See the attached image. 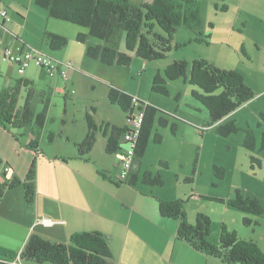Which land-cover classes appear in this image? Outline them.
Returning a JSON list of instances; mask_svg holds the SVG:
<instances>
[{
    "label": "rangeland",
    "instance_id": "obj_1",
    "mask_svg": "<svg viewBox=\"0 0 264 264\" xmlns=\"http://www.w3.org/2000/svg\"><path fill=\"white\" fill-rule=\"evenodd\" d=\"M1 1L11 8L15 20L19 17L18 13L24 12L25 8L32 7L33 15L37 11L46 12L40 9L34 0ZM199 1L202 4L204 20L202 33L209 44L190 42L197 34L180 28L175 34V42L187 44L168 53L163 60L144 63L139 57L133 56V61L128 67H109L89 59L86 53H82L80 56H84V61L82 59V66L78 64V67L82 68H78L79 72L64 82L61 78H52L45 69L34 64L26 69L25 74H20L16 66L0 56V89L14 86L21 78L34 79V114L40 113L48 105L46 123L38 137L40 157L36 163L35 202L28 207L22 187L7 190L0 202V260L14 259L22 262L19 258L20 252L33 233L46 239L67 243L74 232L97 229H105L115 237L110 241V247L118 258L122 248L123 231L121 224L118 222L115 225L112 218L131 213L133 209L128 207L139 208L142 204L140 200H132V197L127 200L128 207L122 208L116 199L111 197V191L102 187L104 181L116 188L132 189L148 201L154 200L155 196H162L166 201L181 199L185 201L190 223H195L198 213L211 218L210 240L213 243H218L221 227L225 224L228 229L235 230L240 238L255 241L264 252V213L257 216L228 205V201L235 198L236 190H240L245 197L257 198L264 208V120L261 118V113L264 112V80L261 77L264 62V0ZM130 2L139 5L143 0ZM215 4H218L219 8L215 7ZM223 5L228 9L222 10ZM53 22L63 24V35L68 40V46L60 51L62 53H54L50 48L47 49L48 47L44 48L46 50L37 51L55 60L69 62L72 60L69 58L71 53L77 52L75 48L86 50L85 45L76 40L78 34L87 33L86 28L56 19H53ZM93 40L103 43L99 39L91 38L92 42ZM120 42L121 51H126L124 39ZM60 56L64 58L61 59ZM196 58L207 59L221 68L236 70L246 75L248 82L254 87L252 88L255 98L231 113L221 123L212 125L207 109L192 95L193 90L199 89L186 83L184 79L169 81L167 96L153 92L152 84L156 74L164 75L166 67L177 60H185L191 64ZM111 87L124 89L156 106L161 111L160 116L170 121L167 127L155 124L144 159L146 171L160 175L164 186H147L142 180H139L135 187L125 184L117 186L115 181L120 169L113 166V157L116 154L106 153V138L99 132L89 161L90 178L88 166L83 170L91 184L88 193L90 203L74 208L70 205L69 195L71 198L72 196L68 187L69 194L63 187L70 183V165L62 162V169L58 171L57 162L73 161L69 152L77 153L74 140L87 131V113L92 114L99 124L102 121H110L120 126L127 123L126 113L117 105L111 104L108 99ZM26 95V91H22L20 105L25 103ZM229 121L236 122L238 132L226 137L220 135V125ZM172 124L177 125L176 133L172 132ZM31 128L32 126L23 129L0 127V147L11 152V164L20 180L26 176L34 153L29 146L35 137ZM248 132L252 133L255 139L254 151L245 147ZM156 133L162 135L163 142H155ZM50 135H53V141L50 140ZM251 157L259 159L261 166L253 165ZM162 162H166L168 167L162 165ZM3 169L4 164L0 162L2 183L8 182ZM220 171L223 172L222 177ZM110 175L115 181L109 180ZM58 181L59 188L54 189ZM110 189L121 195L117 189ZM122 194L127 196L125 191H122ZM245 218L253 222L247 225L244 223ZM153 243L152 250L160 251L179 263L192 259L200 261L198 264H208V259L211 258L197 252L184 240L177 239L176 230L175 233L174 230L172 234L167 233L162 243H155L154 240ZM144 251L150 258H147L144 264H155V251L152 253L145 248ZM135 258L131 259L132 264H143L141 259ZM211 260L213 264H222L216 259ZM113 261H116L115 258Z\"/></svg>",
    "mask_w": 264,
    "mask_h": 264
},
{
    "label": "trees",
    "instance_id": "obj_2",
    "mask_svg": "<svg viewBox=\"0 0 264 264\" xmlns=\"http://www.w3.org/2000/svg\"><path fill=\"white\" fill-rule=\"evenodd\" d=\"M34 2L38 7L46 10L52 19L86 28L87 33L78 34L77 41L86 45V56L89 59L109 67H128L133 61V56L139 57L144 63L165 59L168 53L187 44L175 42V34L180 28L197 34L190 42L209 44L202 33L204 20L202 4L199 0H143L139 5L132 4L130 0H34ZM215 7L219 8L218 4H215ZM227 9L226 5L222 6V10ZM9 23L2 25L6 26ZM210 27L213 28V25L210 24ZM12 35L19 39L17 35ZM90 38L99 39L103 43L88 45ZM122 38L126 51H121ZM47 40L53 51L62 50L68 45L65 36L54 33H47ZM242 51L247 56L244 47ZM179 79H184L186 83L199 89V91L193 90L192 95L207 109L212 125L221 123L231 113L255 98L254 90L240 72L221 68L204 58H196L191 64L185 60L175 61L166 67L164 75L158 73L154 76L152 90L167 96L168 82ZM34 84L32 80L21 78L14 86L0 89V127L23 129L32 126L31 132L35 137L31 140L30 146L39 154L38 137L46 123L48 105L40 113L34 114L32 108ZM22 91H26L27 95L25 103L20 105ZM134 98H137V106L133 103ZM108 99L111 104L120 107L127 118L133 116L135 110L144 113L135 157V162L140 164L146 155L155 124L167 127L170 121L160 116L161 111L156 106L120 88L111 87ZM261 118L264 120V112L261 113ZM86 122L87 134L83 141L76 144L79 158L85 159L93 151L99 132L106 138L105 151L108 155L120 152L121 140L128 129L126 123L124 126L106 122L98 124L90 113L86 114ZM171 129L176 133L177 125L172 124ZM238 130L236 122L229 121L221 124L218 132L226 137L237 133ZM49 138L51 141L54 140L53 135ZM154 140L156 143H161L163 137L156 133ZM245 147L251 151L255 150V139L250 132L245 139ZM251 161L253 165L261 166V161L256 157H251ZM1 163L6 165L3 160ZM161 164L168 167L166 162ZM7 168L10 170L9 166L4 168L6 176L9 171L5 170ZM220 175L223 176L222 171ZM36 177L37 165L34 161L23 180L12 176L8 182H0V202L7 190L22 187L26 203L31 207L36 199ZM136 180L137 177L132 178L131 173L127 182H118L117 178V183L134 185ZM142 181L150 186H164L162 177L152 172H145ZM158 203L161 216L179 221L177 239L184 240L197 252L219 259L225 264H264V252L255 241L240 238L235 230L228 229L224 224L221 227L219 241L215 244L210 240L212 220L208 215L198 213L195 223L192 224L188 220L185 201L158 199ZM228 205L257 216L264 213V208L257 198L245 197L240 190H236L235 198L229 200ZM252 222L248 218L244 220L247 225ZM110 241V236L96 230L74 233L67 243L46 239L33 233L20 252L19 258L22 262L14 259L0 260V264L26 262L115 264Z\"/></svg>",
    "mask_w": 264,
    "mask_h": 264
},
{
    "label": "crops",
    "instance_id": "obj_3",
    "mask_svg": "<svg viewBox=\"0 0 264 264\" xmlns=\"http://www.w3.org/2000/svg\"><path fill=\"white\" fill-rule=\"evenodd\" d=\"M0 8H6L12 17V22H10L8 25H6L4 28L5 30H3L4 43L2 44V47H0V56H2L4 59H6L4 56V53H5L4 49L8 46L9 47H16V46H20L22 44L27 48L42 51V50H46L44 48H47V47H48L47 49L50 48L48 40H47V33H54V34L64 36L63 33H65V32H63V29H64L63 24H56L55 22H53V19L49 17L48 12L46 10H44L46 12L37 11L36 14L33 15L32 7L25 8L24 12L20 11V13H18L19 17H18V19L15 20V16H13L11 14V8L8 7V5L3 4L1 0H0ZM7 32H9V33H7ZM12 34L17 35V37H19V39L14 38V36ZM78 43H80V42H78ZM87 43H88V45L100 44V43L95 42L94 40L92 42L91 38L88 40ZM80 44H82V43H80ZM82 45H84V44H82ZM85 47H86V45H85ZM75 49L77 52L75 54L71 53V57H69L70 59L72 58L71 61L73 62L74 66H75V70L72 73L73 76L75 75L74 73L79 72L78 68H82L80 66L78 67V64L82 66V59L84 61V56H80V54L82 55V53H83V55H84V53H86V50H84V48L83 49L75 48ZM50 50H51V48H50ZM62 50L54 51V53H57V52L62 53V52H60ZM60 58L63 59L64 57L60 56ZM13 66H15V65H13ZM115 67H118V66H115ZM146 68H147V65H146ZM261 70H262L261 77L264 80V62L262 64ZM32 78H35V77H32ZM244 78H245L247 84L252 88L253 86L250 85L251 84L250 82H248L246 75L244 76ZM25 79H28V78H25ZM29 80L34 81V79H29ZM7 82H8V84L10 83V81H7ZM122 90H124V89H122ZM124 91L128 93V91H126V90H124ZM103 122L110 123L112 125H117V124L111 123L110 121H102V123ZM117 126H120V125H117ZM86 134H87V131L84 133L83 136L78 135L76 137V139L74 140V145L76 146V144L83 141ZM29 146H30V144H29ZM125 146H126V144L121 143L122 148ZM32 150L34 153H33L31 164L34 161L37 163L38 159L40 157V153L37 154L36 150H34L33 148H32ZM90 154H89L90 156L88 155L89 157L86 156L85 159H83V158L81 159L78 156V152L73 153V151H70L69 156H71V160H73V161H71L70 163L65 161V160H61L60 162H57V163H59L58 164L59 165L58 171L62 169V167H61L62 162H65L67 165H70V171H71V175H72L71 179H70V183L67 184V186H63V187H65L66 192L68 194L70 192L72 198L74 199L73 200L69 195L70 205L74 208H76L78 205L82 206L85 203L86 204L90 203V197H88V193H90L91 184H90L89 179L87 178V175L83 173V170L88 166V176L90 178L91 175L89 173V170H90V162L89 161H90V157H92V152ZM12 158H13L12 154L7 148L0 147V162H1V160H3V162L6 164L4 166V168H6V166H9V168H10V170L7 172V176L5 175V177L8 179L7 181H9V179L12 176L17 177L15 168L11 164ZM144 159H145V157H144ZM144 159L142 160V162L140 164L137 162H135V164H134V168H133V172H132V178H133V176L137 177L135 184L130 185L127 183L125 185H129L132 187L137 186L139 180H142L144 173L150 172L148 170L146 171V169H145ZM119 161H120V152L116 153V155L113 157V166L115 167V169H117V166L119 165ZM21 176H23V175L21 174ZM110 179L115 181V179H113L111 177V175H110L109 180ZM59 183L60 182L58 181L54 185V189L59 188ZM115 183L117 186L121 185V184L117 183V179H116ZM142 183H143V181H142ZM143 184L146 185L145 183H143ZM101 185H102V187L109 189L111 191V193H112L111 197H113V199H116L115 201L122 208L128 207L126 204L129 201H127V200H128V198H132V197H133L132 200L133 199L138 200V201L140 200V202L142 204L139 208L138 207H128V208L133 209V212H131V213L127 212V214H122L116 218H112V222L115 223V225H117L118 222L121 224V228L123 231L122 248L118 254L119 257L116 258L115 253L112 251L113 252V259L115 258V260H116V261H114L115 264H132L131 259L133 257H136L135 258L136 260L138 258L141 259L142 263L144 264L145 260H147V258H149L146 256L144 248H145V250H148L149 252H152V253H153V251H155L157 259L155 261L152 260L155 264H198L200 262V261L191 259L189 261L185 260L183 263H179V262L172 260L171 258H169L168 256H166L164 253H162L160 251L152 250L154 248L153 240L155 241V243H158V244L162 243V239L165 237V235L167 233L172 234L173 230H174V233L176 230V234H177V230H178V226H179V223H177V222H179L178 220L172 219V218H165V217L161 216V214L159 212L158 199L166 201L164 199V197L157 195L159 197L155 196L154 200L148 201L146 198L140 197L138 195V193L133 191L132 189H129L126 187L116 188L114 186H110L106 181H104L103 184H101ZM147 186H150V185H147ZM63 187H61V188H63ZM67 187L69 189V192H68ZM110 187L112 189H117L121 193V195L114 193L110 189ZM152 187H156V186H152ZM122 191H125L127 193V196L122 194ZM56 192H58V191H56ZM45 221H48V220L45 219ZM96 231H100V232L102 231L104 234L110 236L112 241L115 238L114 236L111 235V233H107V231H105V229H97ZM74 233H77V232H74ZM74 233H72V234H74ZM55 241H57V240H55ZM23 247H22V249H23ZM211 259H216V258H213V257L209 258L208 264H213L211 262L212 261ZM216 260L220 261L219 259H216ZM222 264H225V263H222Z\"/></svg>",
    "mask_w": 264,
    "mask_h": 264
},
{
    "label": "built area",
    "instance_id": "obj_4",
    "mask_svg": "<svg viewBox=\"0 0 264 264\" xmlns=\"http://www.w3.org/2000/svg\"><path fill=\"white\" fill-rule=\"evenodd\" d=\"M9 22H11L9 11L6 8H0V47L4 43L3 28L5 26L2 24ZM4 52L5 58L18 68L20 74H25L26 69L34 64L37 67L45 69L52 78L59 77L64 82H67L75 70V66L70 61L61 62L35 49H30L22 45L16 47L8 46L4 49ZM133 103L135 106L138 105L137 98L133 99ZM135 112L133 116L126 117L128 129L121 140V143L126 144L125 147H121L118 165L120 172L117 178L118 182L121 183L127 182L133 172L136 149L144 119L143 111L135 110ZM5 170L8 171L9 169L7 168Z\"/></svg>",
    "mask_w": 264,
    "mask_h": 264
}]
</instances>
